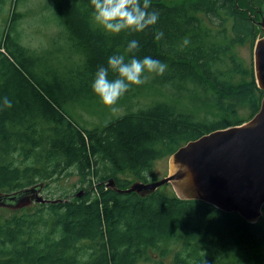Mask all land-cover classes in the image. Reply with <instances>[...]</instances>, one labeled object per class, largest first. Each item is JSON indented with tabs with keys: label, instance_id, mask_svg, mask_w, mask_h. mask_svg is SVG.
<instances>
[{
	"label": "trees",
	"instance_id": "obj_1",
	"mask_svg": "<svg viewBox=\"0 0 264 264\" xmlns=\"http://www.w3.org/2000/svg\"><path fill=\"white\" fill-rule=\"evenodd\" d=\"M7 1L13 7L0 45V98L8 97L13 107L0 112V190L12 194L43 184V191L60 197L66 193L58 180L72 176L87 187L79 186L77 198L48 200L31 208L33 213L0 224V264H264V218L250 223L236 212L182 200L161 188L144 197L125 192L135 182H156L158 160L205 135L242 125L237 104L248 106L251 119L258 114L264 91L254 80L231 86L228 79L243 69L232 47L246 41L254 46L262 34L264 0L173 6L150 0L149 11L159 12L157 23L143 33L118 35H107L94 23L90 0H47L54 25L62 29L60 48L70 49L78 66H49L53 51L40 56L24 46L14 33L17 9L27 0H0V9ZM199 15L217 31L204 28ZM230 20L229 44L207 40L215 35L225 40ZM132 39L140 44L137 59L151 56L167 70L162 76L146 73L149 82L133 85L117 104L133 100L147 84L173 100L190 95L195 106L215 98L232 117L204 122L174 103L158 102L129 107L102 127L84 128L68 107L89 99L101 104L91 88L94 74L113 54L127 61ZM127 172L134 182L121 177ZM176 234L181 248L173 251L164 244Z\"/></svg>",
	"mask_w": 264,
	"mask_h": 264
},
{
	"label": "water",
	"instance_id": "obj_2",
	"mask_svg": "<svg viewBox=\"0 0 264 264\" xmlns=\"http://www.w3.org/2000/svg\"><path fill=\"white\" fill-rule=\"evenodd\" d=\"M261 27L254 61L256 82L264 91V21ZM170 158L173 174L150 184L135 182L125 192L144 197L171 183L182 200L201 201L222 212H236L247 222H259L264 208V99L260 111L248 123L205 135L180 148ZM43 188L42 184L4 195L9 196L5 197L9 202L29 193L30 205L17 208L29 209L36 202L48 201L40 195ZM2 198L0 195V208H5Z\"/></svg>",
	"mask_w": 264,
	"mask_h": 264
},
{
	"label": "rangeland",
	"instance_id": "obj_3",
	"mask_svg": "<svg viewBox=\"0 0 264 264\" xmlns=\"http://www.w3.org/2000/svg\"><path fill=\"white\" fill-rule=\"evenodd\" d=\"M168 5L173 6L176 4L190 2L194 0H164ZM243 3V2H242ZM256 3H254L255 5ZM4 7L0 9V45H2L4 38L6 36V29L8 26V22L12 16V3L10 1L5 2ZM244 8L246 6L243 4ZM51 8V3L47 0H27L26 2L20 4V7L17 9V13L19 16L17 17L18 21L16 23V32L14 35L19 36L21 43L26 46L32 53L37 55H44L48 50L53 51L48 65H64V66H78L76 59H72L73 54H70V49H61V37L63 38L62 29L55 26L54 20L52 19L53 15H49V10ZM264 10V9H263ZM203 20L204 28H208L207 30H211L212 32L217 31L216 28L212 27L206 21V18L203 15H199ZM233 21L230 20L226 24V28L228 30L227 38L225 40L216 39V35L213 39H207L208 41H215L220 44H229L233 39V33L231 31ZM203 28V30H204ZM205 31V30H204ZM256 44V43H255ZM57 48H60L58 51ZM254 48L255 45L249 41H246L244 44H236L232 47V53L236 55V59L242 63V72L237 73L235 75L229 76L228 83L229 85H240V84H249L254 80L256 82L255 76V61H254ZM229 55V54H228ZM76 63V64H75ZM230 62L227 61V64ZM62 67V66H59ZM225 68V67H224ZM153 74V73H150ZM150 76L145 83L149 82ZM257 83V82H256ZM258 85V84H257ZM199 94L200 90H196ZM214 91H211L213 93ZM183 94V93H182ZM184 95V94H183ZM201 95V94H200ZM204 95H201L203 97ZM212 102L204 107L195 106V101L192 99L190 95L182 96L179 100H173L168 92L160 90L158 88L149 87L147 84L143 85L139 88L137 96L129 101L127 98L121 99V103L117 104L115 107L118 109L116 112H113L110 108L103 106L102 104H97L95 101H91V99L77 103L75 105H70L69 111L72 117L75 120L83 125L84 128L93 129L96 127H102L107 119L111 118V116H122L126 113L129 107L131 108H139L145 107L149 104H155L158 102H167L174 103L176 108L179 110L186 112L188 114H193L195 119L200 121H214L218 118L224 117H232L233 114H228L225 112L226 104L220 102L216 104V99L210 98ZM209 101V102H210ZM238 111L237 117L242 120L241 124L248 123L251 121L250 110L248 106L237 104ZM184 147V146H183ZM7 160H13L10 156L6 158ZM22 162H20L21 164ZM174 166L173 160L168 157L162 160H158L154 165V173L157 178V181L163 180L164 178L169 177L173 174ZM122 178L135 181V177L127 172L121 175ZM78 178V179H77ZM57 180L50 184V191L56 188ZM59 181V188L63 189L62 194L66 193L64 196H50L46 191L40 193L42 194L45 200H54L59 199L61 201L71 200L73 198H77V192L82 190L83 188H79V186H83L84 190L87 187V184H81L79 177L72 176L69 178H61ZM57 181V182H58ZM8 189L0 190V195L2 197L7 194ZM161 191L167 193V195H172L175 192L174 187L171 183L165 184L161 187ZM83 194V192H82ZM6 200V199H5ZM10 201V200H9ZM45 203V201H42ZM35 210H38L41 207V202H36ZM50 203H56L51 201ZM40 204V205H38ZM37 205V206H36ZM31 207H29L30 209ZM26 208L22 209H11L8 207L0 208V224H4L6 221H9L18 215L26 214L27 212L33 213V210H29ZM264 218V214L261 219ZM260 219V220H261ZM166 247H170L173 251L181 248V235L176 234L172 239L167 240L164 244Z\"/></svg>",
	"mask_w": 264,
	"mask_h": 264
},
{
	"label": "clouds",
	"instance_id": "obj_4",
	"mask_svg": "<svg viewBox=\"0 0 264 264\" xmlns=\"http://www.w3.org/2000/svg\"><path fill=\"white\" fill-rule=\"evenodd\" d=\"M90 3L92 20L107 35L143 33L159 19L158 10L149 11L150 0H90ZM139 49L138 40L128 41L125 52L131 56L127 61L123 54H113L108 57L106 66H100L94 74L92 91L101 104L113 112L118 110L115 106L119 99L133 85L145 83L148 78L146 73L162 76L167 70L164 62L151 56L137 59L135 54ZM110 73L114 78H109ZM12 107L8 97L0 98V112Z\"/></svg>",
	"mask_w": 264,
	"mask_h": 264
},
{
	"label": "bare ground",
	"instance_id": "obj_5",
	"mask_svg": "<svg viewBox=\"0 0 264 264\" xmlns=\"http://www.w3.org/2000/svg\"><path fill=\"white\" fill-rule=\"evenodd\" d=\"M2 200L7 205L6 207L11 208V209L19 208V206H22V205H26V206L30 205L29 193L23 194V195L18 196V197L16 196L15 199H13V200H11L9 202L6 201L5 198H2Z\"/></svg>",
	"mask_w": 264,
	"mask_h": 264
}]
</instances>
